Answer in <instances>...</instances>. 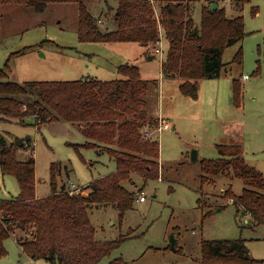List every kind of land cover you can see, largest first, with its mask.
Returning <instances> with one entry per match:
<instances>
[{
    "label": "rangeland",
    "instance_id": "rangeland-1",
    "mask_svg": "<svg viewBox=\"0 0 264 264\" xmlns=\"http://www.w3.org/2000/svg\"><path fill=\"white\" fill-rule=\"evenodd\" d=\"M183 1L190 6L198 27L202 6L214 1L226 7L227 15H241L246 31L242 40L223 50L226 67L220 76L199 80L197 97L184 95L180 81L166 77L161 67L164 52L149 58L152 54L137 41L79 40V5L82 3L106 29L118 0L51 1L43 10L15 1L0 6V67L10 57L9 79L20 83L88 76L115 79L122 76L117 71L119 64L134 63L147 80L139 114L153 119L160 114L171 123L170 128L152 133L159 143V177L134 172L131 179L122 182L137 193L132 206L123 213L113 204L89 206L96 239L124 237L98 264L116 257H122L125 264H201L203 240L237 237L245 239L258 260L254 264H264V222H249L250 217L241 211L236 198L225 193L231 187L235 196L240 195L243 179L228 170L212 175L201 169L202 159L219 156L216 143H239L246 163L264 175V73L253 72L256 60L262 59L259 47L264 39V0ZM154 4L158 13V3ZM161 45L166 47L163 38ZM240 45L243 59L238 62L233 56ZM233 78L242 81L239 105L230 91ZM0 133L8 142L16 137L31 139L36 194L49 192L53 161L63 163L61 172L55 171L59 186L70 178L77 191L92 178L115 169V161L107 151L98 152L94 147H79L78 151L73 147L85 137L69 121L39 124L29 118L24 122L0 119ZM191 148L197 149L193 161L189 159ZM29 154V150L18 151L20 158ZM202 174L207 176L204 180ZM18 188V180L0 169V198L16 195ZM141 192L143 200L138 198ZM22 232L16 229L5 238L7 252L0 257V264H50L21 254L15 238ZM171 235L175 249L171 247Z\"/></svg>",
    "mask_w": 264,
    "mask_h": 264
},
{
    "label": "trees",
    "instance_id": "trees-1",
    "mask_svg": "<svg viewBox=\"0 0 264 264\" xmlns=\"http://www.w3.org/2000/svg\"><path fill=\"white\" fill-rule=\"evenodd\" d=\"M8 1L43 10L48 2L72 0H0V6ZM154 2L158 3V13ZM114 18L116 27L103 29L81 3L79 40L137 41L152 48L149 54H154L159 39L163 38L166 47L161 59L162 70L166 77L180 81L181 93L192 97L198 95L201 78L220 76L226 67L223 50L246 34L243 17L227 15L225 6L212 9L203 5L198 27L190 6L183 0H118ZM259 52L262 59L256 60L254 73H264V39ZM9 58L4 67H0V119L24 122L29 118L39 124L55 120L78 122L87 140L73 143V147L79 151V147L97 148L103 144L116 168L70 193L67 182L60 186L57 182L55 171L61 172L63 163L53 161L50 191L36 197L31 139L16 137L8 142L0 133L1 172L13 175L19 182L16 195L0 198V257L7 252L5 238L20 229L31 230L30 237L20 235L15 239L21 254L50 264H98L124 237L96 239L89 206L113 204L123 213L132 206L137 193L122 182L131 179L134 172L159 177L158 139L156 135H143V131L157 125L158 118L139 114L144 105L142 94L147 80L140 76L136 64L122 63L117 66L122 76L115 79L88 76L20 83L8 78ZM242 59L240 45L233 60L241 62ZM31 96L35 97L31 99ZM232 98L236 105L241 103L242 81L238 78L232 79ZM216 147L219 156L202 159V171L217 175L228 170L232 176L241 177L245 184L241 194L235 196L228 187L226 196L236 198L241 211L250 217L249 222L253 219L264 222V175L246 163L241 144L216 143ZM19 150H29L30 154L20 158ZM206 177L202 174V180ZM256 261L242 237L202 241L201 264H254ZM106 264H125V260L116 257Z\"/></svg>",
    "mask_w": 264,
    "mask_h": 264
},
{
    "label": "built area",
    "instance_id": "built-area-1",
    "mask_svg": "<svg viewBox=\"0 0 264 264\" xmlns=\"http://www.w3.org/2000/svg\"><path fill=\"white\" fill-rule=\"evenodd\" d=\"M161 43H162V39H159V41H158V43H157V47L154 49V52L155 53H159L160 55L164 52L163 50H164V48H162V45H161ZM160 44V45H159ZM23 108H25V106H23ZM33 116H35V114H33ZM170 126H171V123H170V121H168L167 119H165L164 117H162L160 114H159V116H158V123H157V125L151 130H145V131H143V135L145 136V137H150V136H152L153 134V132L154 131H157V132H160L161 130H163V129H166V128H170ZM77 191V188H73V184H72V182L70 183V187H69V192L70 193H73V192H76ZM140 200H143L144 199V195L142 194V192L140 193V195H139V197H138ZM30 234H31V230H29V231H23L22 232V236L23 237H30ZM20 235H18V236H16V238L17 237H19ZM15 238V239H16Z\"/></svg>",
    "mask_w": 264,
    "mask_h": 264
},
{
    "label": "crops",
    "instance_id": "crops-1",
    "mask_svg": "<svg viewBox=\"0 0 264 264\" xmlns=\"http://www.w3.org/2000/svg\"><path fill=\"white\" fill-rule=\"evenodd\" d=\"M211 1V0H210ZM218 6H219V4H218ZM100 20V19H99ZM106 25V27H107V29H113L114 27H115V25H116V21H115V18L113 17L112 18V21H111V23L109 24V26L111 25V27H109L108 26V24H105ZM113 27V28H112ZM152 49V48H151ZM150 48L148 49L147 48V50H146V53H149L150 52V50H151ZM153 50V49H152ZM156 53H154V54H152L153 56L155 55ZM176 80H178V79H176ZM230 87H231V89H230V91H231V93H232V80L230 81ZM73 124H74V126H76L77 128H78V130H80L81 131V128H80V126L78 125V122H72ZM81 133H82V131H81ZM83 134V133H82ZM83 136L85 137V135L83 134ZM87 140V138L85 137V139H84V141L83 142H81V143H84L85 141ZM81 143H78V144H81ZM100 145H102V146H99V147H97V148H94L96 151H98V152H103V151H106L105 150V147H104V145L103 144H100ZM98 148H99V150H98ZM20 151V150H19ZM22 151H27V150H22ZM28 155H26V156H23V158H26ZM111 158V157H110ZM113 159V158H112ZM67 166V165H66ZM115 168H116V165H115ZM67 169H68V167H67ZM115 170V169H114ZM36 182V181H35ZM72 181L70 180V178L68 179V181H67V187L69 188L70 187V183H71ZM87 183V182H86ZM72 184H73V186L74 187H76L75 186V184L72 182ZM84 185V184H83ZM50 191V190H49ZM49 193V192H48ZM46 193H37L36 194V192H35V195H36V197H40V196H43V195H45Z\"/></svg>",
    "mask_w": 264,
    "mask_h": 264
},
{
    "label": "water",
    "instance_id": "water-1",
    "mask_svg": "<svg viewBox=\"0 0 264 264\" xmlns=\"http://www.w3.org/2000/svg\"><path fill=\"white\" fill-rule=\"evenodd\" d=\"M209 6H210V8H217L218 7V4L216 3V2H214V1H211L210 3H209ZM153 57V55H149V58H152ZM197 158V149L196 148H191V150H190V156H189V159L191 160V161H193V160H195ZM171 247L173 248V249H175L176 247H175V238L173 237V235H171Z\"/></svg>",
    "mask_w": 264,
    "mask_h": 264
}]
</instances>
